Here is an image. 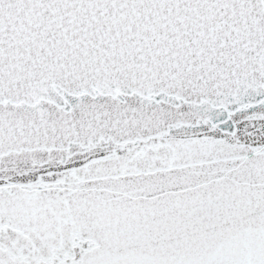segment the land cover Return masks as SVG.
<instances>
[{
  "label": "snow or ice",
  "instance_id": "snow-or-ice-1",
  "mask_svg": "<svg viewBox=\"0 0 264 264\" xmlns=\"http://www.w3.org/2000/svg\"><path fill=\"white\" fill-rule=\"evenodd\" d=\"M0 264H264V0H0Z\"/></svg>",
  "mask_w": 264,
  "mask_h": 264
}]
</instances>
